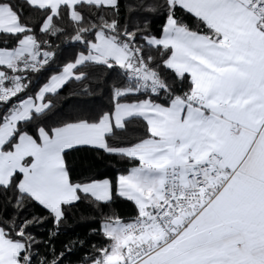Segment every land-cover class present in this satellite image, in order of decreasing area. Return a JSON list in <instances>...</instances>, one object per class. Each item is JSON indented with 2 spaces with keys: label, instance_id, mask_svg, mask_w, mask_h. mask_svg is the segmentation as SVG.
Listing matches in <instances>:
<instances>
[{
  "label": "crops",
  "instance_id": "crops-1",
  "mask_svg": "<svg viewBox=\"0 0 264 264\" xmlns=\"http://www.w3.org/2000/svg\"><path fill=\"white\" fill-rule=\"evenodd\" d=\"M40 7H49L55 13L63 4L71 7V16L76 13L73 6L80 2L111 5L114 0H28ZM171 3L183 4L193 8L195 16L213 27L212 34L201 33L179 24L172 16L168 17L163 32L158 37H149L152 45L171 48L166 65L174 70L189 75L192 82L191 95L200 100L198 104L187 103L181 97H175L168 104L150 99L147 105H141L132 114V110L118 109L114 123L107 124L110 133L114 128L122 127L125 121L124 112L131 116H141L148 124L152 135L143 143L121 148L120 150L134 157H142L144 163L133 166L121 174L119 190L123 197H134L142 211L145 201L142 193H151L163 189L165 171L173 166L181 152L188 153L189 145L204 136L215 137L228 147L226 163L230 165L222 174L225 181L213 201L225 190L229 192L226 217L231 233L218 245H213L203 253L205 258L215 257V264H264V256L259 252L264 238V30L258 27L248 7L240 0H169ZM51 17L43 23L47 29ZM25 27L20 23L17 14L10 5L0 3V32H20ZM97 33H100L99 41ZM96 33L90 44V56L98 60L103 55L101 48L112 38L102 31ZM218 35L222 42L216 44ZM116 44L123 45L114 40ZM216 44L215 57L205 54L195 44ZM36 42L31 35H24L14 49L0 48V66L16 67L23 59L36 63ZM126 56V53H125ZM129 58H126V65ZM114 62L115 61H111ZM64 68L53 75L40 89L36 97H28L17 103L9 112L7 119L0 125V185H7L15 172L22 173L19 182L21 191L32 196L36 201L52 211L56 218L62 215V205L78 200L80 193H86L98 200H110L112 187L100 179L87 183H72L64 161L58 150L47 152L46 145L54 135L44 130L35 138L28 133H21L11 149L4 146L14 134L19 120L30 116L32 111L43 109V96L56 89L65 77L70 78L75 64ZM8 80V74L0 69V83ZM235 84L243 85L242 90L233 95L230 89ZM149 99V98H145ZM141 99V100H145ZM231 101V103H229ZM131 102V101H126ZM124 103V102H121ZM215 109L217 121L206 123L200 114L211 115ZM240 112L246 115L245 128L239 136L229 133L230 126ZM63 125L56 127L62 128ZM257 132L260 135H257ZM190 137L181 139L180 137ZM59 142L71 143L77 140L94 141L107 145L106 138L100 134L65 135L59 134ZM59 148V144L57 149ZM109 150L111 148L108 147ZM204 152L198 153L203 158ZM168 163L159 167L163 161ZM143 169L142 172L138 171ZM235 170V171H233ZM141 177H152V183L145 184ZM79 186V187H78ZM162 195V192H161ZM212 201V202H213ZM211 202V203H212ZM203 211V210H202ZM195 219V217L193 218ZM117 225L114 237L123 244L120 221H110ZM187 226V225H186ZM185 226V227H186ZM184 227V228H185ZM184 228L181 230L183 231ZM180 231V232H181ZM179 234V233H178ZM176 234V235H178ZM173 237H166L171 244ZM243 240L237 244L236 240ZM165 248V241L156 251ZM20 241L9 239L0 227V264H19L17 255L22 251ZM124 251V249H122ZM121 261L118 253H113L109 264Z\"/></svg>",
  "mask_w": 264,
  "mask_h": 264
},
{
  "label": "trees",
  "instance_id": "trees-1",
  "mask_svg": "<svg viewBox=\"0 0 264 264\" xmlns=\"http://www.w3.org/2000/svg\"><path fill=\"white\" fill-rule=\"evenodd\" d=\"M0 3L10 5L25 27L20 32H0V48L14 49L24 35H31L36 42L37 59L43 60L36 63L30 59L24 60L18 65H23V68L17 70L0 66L8 74L7 83L14 76L19 82L16 92L6 99H0V125L17 103L28 97H36L53 75L68 64H76L77 58L81 61L74 67V74L68 79L64 90L55 91V94L54 91L47 92L43 96V104L51 102L54 107L34 110L29 117L19 120L14 134L4 146L6 149L13 147L21 133L38 139L37 129L44 128L51 132L52 128L70 121L89 119L98 111H110V88L113 84L140 93L139 96L124 97L121 102L150 98L168 104L165 100L170 103L175 97L186 99L192 90L189 75L168 67L165 61L170 56L171 48L152 45L148 38L160 36L170 16L190 30L213 33L198 16L187 15L181 10H175L173 15L176 3L169 0H119L118 11L103 4L80 2L73 6L75 18L71 16V7L67 4L61 5L53 13L49 7L36 6L28 0H0ZM129 7L137 11L129 13ZM49 17L51 23L47 29H43V23ZM125 26L128 33L135 37L134 40L125 35ZM98 31L117 42L129 44L132 52L129 59L138 61L142 58L164 88L154 94L149 87L129 79L126 67H117L112 71L102 61L91 59L90 44ZM81 73L86 74L84 78L76 79ZM86 85L91 94L83 91ZM148 133L145 119L131 116L125 119L122 127L114 128L106 137L108 147L118 154L110 155L101 148L89 146L63 153L72 183L110 179L112 198L107 204L89 194L80 193L78 200L62 205V215L56 218L52 211L41 206L32 196L20 188L18 190L17 183L21 179L17 181L16 176L17 173L22 175L21 172L13 174L8 187H0V227L9 239L23 244L22 251L17 255L19 264H91L83 257L93 254V245L101 247L108 242L99 230L100 222L111 218L110 221L127 224L134 218L133 203L126 197L116 195L117 177L139 162L136 157L120 149L143 143L150 137Z\"/></svg>",
  "mask_w": 264,
  "mask_h": 264
},
{
  "label": "snow or ice",
  "instance_id": "snow-or-ice-1",
  "mask_svg": "<svg viewBox=\"0 0 264 264\" xmlns=\"http://www.w3.org/2000/svg\"><path fill=\"white\" fill-rule=\"evenodd\" d=\"M100 5H97L99 7ZM104 7H112L114 10H119V0H114L111 5H103ZM251 10V14L254 17L255 23L261 29H264V0H258V4L255 8H252L251 4L248 5ZM175 10L185 11L187 15L195 16L193 8H185L183 4H176L173 10V15ZM137 9L133 7L128 8L129 13L136 12ZM145 11H153L152 9H145ZM103 19V17H101ZM119 23L118 21L116 22ZM147 26V21L145 22ZM207 28L211 29L213 26L211 24L205 25ZM113 30L115 28L113 27ZM126 36H129L130 39H135L134 36H131L128 33L127 26L124 28ZM100 33H97V40L99 41ZM222 42V36L218 35L216 38V44ZM106 47L101 48L100 51L103 53L101 57L98 58L97 62H103L105 66L114 71L117 67L127 68V70L132 69V64L128 63L126 65V58L132 57V52L130 50L129 44L125 43L123 45L116 44L114 39L107 40ZM216 44H195L194 47L202 48L203 52L210 57H215ZM126 53V56H125ZM110 61H115L112 63ZM81 63L80 59L77 58L75 66H78ZM86 74L81 73L76 79H83ZM131 75L129 79H131ZM68 77H65L59 84L56 85L55 91L64 90L68 82ZM163 89L164 86L161 85ZM243 85L235 84L231 89V93L235 95L238 90H242ZM84 92L91 94L89 87L86 85L83 89ZM111 99H112V109L102 110L96 112L89 119H79L70 121L62 126V128H52L51 132L54 135V138L47 143L46 151L52 152L58 150L60 154H63L66 151H71L75 148L81 146L89 147H98L108 152L110 155H116L118 153L113 152L108 149L104 143H96L94 141L87 140H77L71 143L59 142V134L61 132L65 135L76 134V135H90L92 133H97L103 137H107L110 133L106 130V123L112 124L116 120L117 110L125 109L132 110V114H137L135 112L141 105H147L150 101L149 99L145 100H136L133 99L131 102L121 103L122 98L139 96L137 90L131 88H118L114 84L110 88ZM153 93L156 94V89H153ZM165 103L169 101L165 100ZM231 103V101H229ZM54 105L51 102L45 103L44 109L52 108ZM124 116L127 119L129 117V112L125 111ZM201 118L206 123H211L217 121V113L215 109L211 115L206 113L200 114ZM246 115L244 112H240L235 118L234 123L229 128V133L232 136H239L243 129L245 128ZM261 128H264V124H261ZM43 128L37 129L38 135H41L43 139ZM149 136L152 135L151 131L148 133ZM257 135H260L257 132ZM181 139H189L190 137H180ZM59 144V148L57 146ZM190 151L188 153L181 152L180 156L176 159L172 166V177L170 181V186L166 191L163 189H156L151 193L144 192L142 193V198L145 201V210L142 211L139 203L135 200L134 197H127V199L133 203L135 215L134 218L130 219L131 223L123 225L124 229H134L137 234L141 231H150L154 228L153 224H150L147 220H157V221H166L168 220L167 213L171 210V205L179 204L185 200L191 202L195 200L199 193V188L205 184H210L213 177L218 176L223 173L226 169L230 167L225 161L229 155L227 145L221 140L216 139L215 137L204 136L200 140H194L189 145ZM204 152L203 158H198V153ZM138 162L142 165L144 163L142 157H137ZM65 164L66 162L62 161ZM168 161H163L162 164H159V167H163L167 164ZM177 165H179V171H177ZM137 171V170H129ZM138 171L142 172L143 169ZM235 171V170H233ZM17 181L22 179V175L17 173ZM119 180L120 177H117V191L116 195L123 196L124 194L119 190ZM141 181L145 184H151L153 181L152 177H141ZM104 183L109 185L111 190L112 183L110 180H105ZM0 187H8V185H0ZM79 187V186H78ZM17 188L19 190V184L17 183ZM177 190H179L177 194ZM163 191V196L161 192ZM169 195L171 199L169 200ZM229 199V192L225 190L217 197L215 201L208 204L206 207H203L198 215L192 213L195 216V219H190L187 223V226L183 231L179 232L178 235H175L171 240V244L167 243L165 239V248L156 251L159 241H155L152 244V247L147 252L142 251L143 244H147L148 240L136 241L129 240L125 243L114 237V233L117 230V225L110 222V219L102 220L99 224V230L102 234L105 235V240L108 241L104 246L96 247L93 245V254L85 255L83 260L91 261V264H109L113 259V253H118L120 255L121 264H215V257L205 258L203 253L206 249L213 245H218L225 236L233 234L231 233L230 226L227 222L226 217V208L227 202ZM39 203V202H37ZM101 203L107 204L109 201L103 200ZM46 207V205H41ZM23 211V209H21ZM149 240L151 238H148ZM237 244L243 243V240H236ZM126 249V251H122ZM259 252L264 256V238L261 240V246ZM63 253L61 258H63ZM232 264H240L239 261H233Z\"/></svg>",
  "mask_w": 264,
  "mask_h": 264
},
{
  "label": "built area",
  "instance_id": "built-area-1",
  "mask_svg": "<svg viewBox=\"0 0 264 264\" xmlns=\"http://www.w3.org/2000/svg\"><path fill=\"white\" fill-rule=\"evenodd\" d=\"M240 1L243 2L247 7L249 4H251L252 8H255L258 4V0ZM248 10L251 13L249 7ZM128 63L132 64V69L130 71L127 70L128 77L131 75L132 80H135L143 86L149 87L152 92L154 88L156 89V92L160 91V81L156 78V75L147 68L146 63L142 58L138 61L129 59ZM185 100L189 104H198L200 102L199 99L193 97L192 95H189ZM177 171H179V165H177ZM171 177L172 166L165 171V180L163 184L164 191H166L167 188L170 186ZM224 181L225 176L219 174L218 176L212 178L210 184H205L199 188L200 195H198L195 200H192L191 202L185 200L179 204L171 205V210L167 213L169 219L166 221L147 220V218H145L148 223L154 225V228L150 231L145 232L142 230L141 233L137 234L134 229L122 230L123 242L125 243L129 240H136L141 242L144 240H148V243L143 244L142 246V251L144 252L150 250L152 244L155 241H159V246L165 241L166 237H173L178 234L187 225L190 219H193L195 217L192 215V213H196L198 215L203 210V207H206L208 204H210L213 201L217 192L220 190ZM178 192L179 190H177V194ZM170 199L171 197L169 195V200ZM148 238L151 239L149 240ZM124 251H126V249H124ZM118 264H121V261Z\"/></svg>",
  "mask_w": 264,
  "mask_h": 264
},
{
  "label": "rangeland",
  "instance_id": "rangeland-1",
  "mask_svg": "<svg viewBox=\"0 0 264 264\" xmlns=\"http://www.w3.org/2000/svg\"><path fill=\"white\" fill-rule=\"evenodd\" d=\"M76 17V16H75ZM23 60H28V59H23ZM22 68H23V65H21ZM68 66H72L71 64H68L65 68H64V72H69L68 70ZM18 68H21V67H14V69H18ZM71 73L73 74L74 72L71 71ZM18 86H19V82H18V79L14 76L11 78L10 82L7 83V82H1L0 83V99H6L8 98L11 94H13L14 92H16V90H18Z\"/></svg>",
  "mask_w": 264,
  "mask_h": 264
},
{
  "label": "bare ground",
  "instance_id": "bare-ground-1",
  "mask_svg": "<svg viewBox=\"0 0 264 264\" xmlns=\"http://www.w3.org/2000/svg\"><path fill=\"white\" fill-rule=\"evenodd\" d=\"M22 68V67H21Z\"/></svg>",
  "mask_w": 264,
  "mask_h": 264
}]
</instances>
